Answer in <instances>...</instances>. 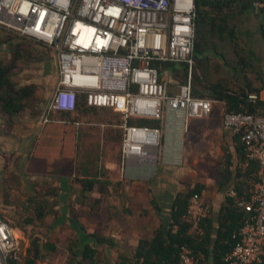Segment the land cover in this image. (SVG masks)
Wrapping results in <instances>:
<instances>
[{
	"label": "crops",
	"instance_id": "obj_1",
	"mask_svg": "<svg viewBox=\"0 0 264 264\" xmlns=\"http://www.w3.org/2000/svg\"><path fill=\"white\" fill-rule=\"evenodd\" d=\"M257 16L264 21V14ZM263 24L256 30L262 47ZM76 111L43 126L32 122L19 133L0 123V214L20 238L19 264L28 256H37V264H77L88 249L95 264H134L143 244L157 241L161 232L168 235L178 196L196 187L211 213L200 233L193 227L189 233L197 234L195 244L204 249L202 264H224L229 236L240 226L238 201L250 195L258 167L247 161L223 118L216 126L211 115L186 129L165 125L160 146L150 150L152 165L133 158L125 168L121 140L115 143L117 160H107L102 170L97 164L91 173V163L100 158L87 149L80 156L86 169H75L83 130ZM193 126L198 132L188 142ZM86 180L95 181L92 188ZM71 239L78 249L67 247Z\"/></svg>",
	"mask_w": 264,
	"mask_h": 264
},
{
	"label": "built area",
	"instance_id": "obj_2",
	"mask_svg": "<svg viewBox=\"0 0 264 264\" xmlns=\"http://www.w3.org/2000/svg\"><path fill=\"white\" fill-rule=\"evenodd\" d=\"M256 8L263 6L255 3ZM196 0H0V26L51 47L58 63V85L45 122L54 112H75L82 96L93 109L122 117L124 167L136 158L154 164L150 150L160 146L164 126L186 129L190 120L208 118L212 102L192 95ZM156 62L185 63L189 77L173 93ZM250 99L257 100V94ZM155 120L158 127L130 124ZM223 124L246 146L247 161L259 167L249 196L238 201L244 212L228 264L264 262V115L225 114ZM211 207L194 195L188 220L201 232ZM19 236L0 214V264L18 260ZM203 256L179 248L177 264H199Z\"/></svg>",
	"mask_w": 264,
	"mask_h": 264
},
{
	"label": "trees",
	"instance_id": "obj_3",
	"mask_svg": "<svg viewBox=\"0 0 264 264\" xmlns=\"http://www.w3.org/2000/svg\"><path fill=\"white\" fill-rule=\"evenodd\" d=\"M255 3H261L263 6L256 8L254 6ZM196 5V34L193 52L194 65L191 75L193 97L211 101L212 107L213 102L224 103L227 110L226 112L229 114L243 112L264 115V98L261 96V93L264 92L263 68L261 67V76L259 75L258 77L259 80H262V86L256 85L249 79L248 76V81H245L244 85L237 83L230 88L223 82L213 80V73L216 64L215 62H212L214 56L219 58L220 61L222 59L225 60L226 57L225 54H221L219 52L218 45L215 43L213 38L216 36L217 40L224 39L227 34V26L230 27L229 22L235 14L247 15L255 12L256 15L260 14L263 16L264 0H196ZM260 22L264 21L262 20L259 21V23ZM262 26H264V24ZM1 28L8 30L0 26V29ZM261 32L262 37H264V29H261ZM231 35L233 37V34ZM17 39L20 44L16 45L14 54L16 59L15 62L6 66L0 65V111L7 116L9 121H13L15 118H18L26 109L28 101H30V99L34 96V87L32 85H27L18 89L16 84L12 82L13 69L16 68V65H18L21 61H23V64H27L43 58L42 55L35 57L38 55L36 51L32 52L31 50H28V45H23L21 42H36L39 45L54 51L51 47L25 36L22 37L18 35ZM5 41L12 42V39ZM257 54L262 57L260 61H264V52H257ZM254 61H256L255 55L253 53H249V56L241 57L236 62V65L227 64V67L236 73H239L240 71L243 72L254 67ZM156 66L160 69L161 78L164 70L173 74V81H170V84L173 87L185 84L188 81L189 67L185 63L156 62ZM251 94H257L259 98L257 100H252L249 97ZM78 106H83L86 110L93 109L86 105L84 102V96L81 97ZM130 124L150 127L160 126V122L155 120H130ZM243 146L245 151L246 146L244 144ZM258 172L255 177V181L258 180ZM94 183V180H86L85 182V184H89L87 186L88 189L92 188ZM201 193L202 188L196 187L195 189L189 190L188 192L178 196L173 212L174 223L172 224L168 235L165 236L164 232H161L155 238L157 241L143 244V247L137 255L134 264H177L179 261V248L182 245L191 247L195 252L204 250L200 245L195 244L198 239L197 234L189 233L193 224L188 220L190 200L194 195H201ZM238 215L240 218V226L234 234H238L243 225L244 212L240 209ZM229 238L231 239V248L229 250L231 253L235 245V239L232 238V235H230ZM85 260L86 263L84 262ZM19 261V259L11 260L10 264H19ZM37 261V256L34 258L28 256L25 259L24 264H37ZM95 263L94 252L88 249L83 256L82 261L77 264ZM202 263L203 262L201 261L199 264ZM224 264H228V262L224 261ZM261 264H264V262Z\"/></svg>",
	"mask_w": 264,
	"mask_h": 264
},
{
	"label": "rangeland",
	"instance_id": "obj_4",
	"mask_svg": "<svg viewBox=\"0 0 264 264\" xmlns=\"http://www.w3.org/2000/svg\"><path fill=\"white\" fill-rule=\"evenodd\" d=\"M258 24L259 18L255 12L247 15L235 14L229 22L230 27L227 26V34L224 39L217 40L216 36L213 38L218 45L219 52L226 56L225 60L222 59L221 61L219 58H216V56L212 59V62L216 64L213 73L214 81L223 82L231 88L237 83L244 85L245 81H248L249 76V79L256 85L262 86V80H259L258 77L259 75L261 76L262 68L264 70V61H260L262 57L259 56L257 52L263 53L264 48L261 45V41H258V37L260 36V34L256 32ZM231 34H233V37ZM17 37V32L0 29V65L6 66L15 62L16 59L14 54L16 45L20 44ZM8 39H12V42L5 41ZM30 42L31 43L21 42V44H27V49L32 52L36 51L38 55L35 57L42 55L43 58L27 64H23V61H21L16 65L17 67L13 69L12 82L16 84L18 89L27 85H32L34 87V96L28 101V105L24 112L13 121H9L7 116L0 111V123L4 124L3 128L7 131L11 130L16 133H19L18 130L26 125L30 126L32 122L35 124L40 122L42 126L50 123H46L45 119L48 116V108L58 85V63L56 53L36 42ZM249 53H253L256 57V61L253 62L254 67L251 69L236 73L227 67V64L236 65V62L241 57L249 56ZM172 75L173 74L164 70L161 79L173 81ZM226 111L224 103L213 102V110L210 117L212 118L211 123L216 126L219 122H222V118L227 113ZM63 113L64 112L61 111L54 112L48 119L51 121L57 120ZM74 116V118H78V120L81 121V129H83L78 137V161L75 169L77 171L86 169L85 163L80 161L81 152L83 153L85 149H87L88 154L92 153L93 158L97 155L100 158L98 163H91V173H94L92 170L97 164L101 170L106 169L107 160L111 158L115 161L117 160L115 143L121 142L122 140V117L110 110H86L83 106H79ZM189 123L188 127L191 125L192 120H190ZM198 128L197 126L189 128L188 142L192 140V135L198 132ZM96 143L98 144L96 145ZM76 211L78 214H81L79 210ZM67 244V247L72 250L78 249V243L75 239L68 240ZM76 260H78V262L82 261V259Z\"/></svg>",
	"mask_w": 264,
	"mask_h": 264
}]
</instances>
